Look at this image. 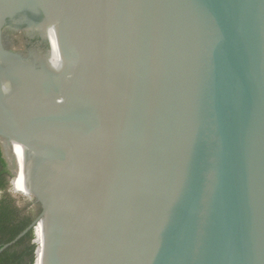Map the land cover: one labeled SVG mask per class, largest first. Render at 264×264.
I'll use <instances>...</instances> for the list:
<instances>
[{"label": "water", "instance_id": "95a60500", "mask_svg": "<svg viewBox=\"0 0 264 264\" xmlns=\"http://www.w3.org/2000/svg\"><path fill=\"white\" fill-rule=\"evenodd\" d=\"M0 148L40 210L0 254L264 264V0H0Z\"/></svg>", "mask_w": 264, "mask_h": 264}, {"label": "trees", "instance_id": "16d2710c", "mask_svg": "<svg viewBox=\"0 0 264 264\" xmlns=\"http://www.w3.org/2000/svg\"><path fill=\"white\" fill-rule=\"evenodd\" d=\"M11 171L0 148V249L13 242L40 214L32 199L11 193ZM0 254V264H38L39 242L35 229ZM36 241V245L33 243ZM41 253V252H40Z\"/></svg>", "mask_w": 264, "mask_h": 264}, {"label": "flooded vegetation", "instance_id": "af4514ba", "mask_svg": "<svg viewBox=\"0 0 264 264\" xmlns=\"http://www.w3.org/2000/svg\"><path fill=\"white\" fill-rule=\"evenodd\" d=\"M14 21H7L2 29V43L4 48L8 51L18 53L23 57L35 54L40 56L45 55L47 41L44 39L43 35L38 32L37 28H33L32 26V24L40 21V17L30 13H24L17 16ZM6 29L16 34L6 38Z\"/></svg>", "mask_w": 264, "mask_h": 264}, {"label": "rangeland", "instance_id": "374dc122", "mask_svg": "<svg viewBox=\"0 0 264 264\" xmlns=\"http://www.w3.org/2000/svg\"><path fill=\"white\" fill-rule=\"evenodd\" d=\"M10 186H11V193L15 197L24 198L19 192L16 191V187L13 185V183L11 181H10ZM39 232H40V227H39V229H36L37 239H38Z\"/></svg>", "mask_w": 264, "mask_h": 264}, {"label": "bare ground", "instance_id": "6f19581e", "mask_svg": "<svg viewBox=\"0 0 264 264\" xmlns=\"http://www.w3.org/2000/svg\"><path fill=\"white\" fill-rule=\"evenodd\" d=\"M17 192H19L17 189H16ZM40 226H37L36 229H39ZM34 234H35V230H34ZM38 242H39V245H40V248H39V256H38V264H40V252H41V240H42V233H41V227H40V232H39V235H38ZM36 243V241H35Z\"/></svg>", "mask_w": 264, "mask_h": 264}]
</instances>
